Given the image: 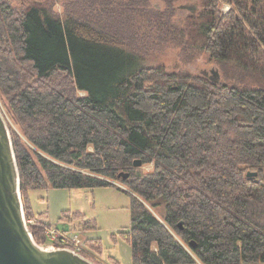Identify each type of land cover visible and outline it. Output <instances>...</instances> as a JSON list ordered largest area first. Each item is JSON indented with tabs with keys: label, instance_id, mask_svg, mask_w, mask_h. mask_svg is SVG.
<instances>
[{
	"label": "trees",
	"instance_id": "trees-1",
	"mask_svg": "<svg viewBox=\"0 0 264 264\" xmlns=\"http://www.w3.org/2000/svg\"><path fill=\"white\" fill-rule=\"evenodd\" d=\"M161 1L63 0L57 12L55 0H0V97L26 224L46 245L31 190L119 181L131 264H264V0H199L182 19L177 2L193 0ZM167 46L185 62L206 53L219 81L149 62ZM59 221L98 228L80 211Z\"/></svg>",
	"mask_w": 264,
	"mask_h": 264
},
{
	"label": "rangeland",
	"instance_id": "rangeland-1",
	"mask_svg": "<svg viewBox=\"0 0 264 264\" xmlns=\"http://www.w3.org/2000/svg\"><path fill=\"white\" fill-rule=\"evenodd\" d=\"M27 1L32 0H10L16 7H21ZM62 2L63 0H55L54 9L57 12H62ZM151 2L159 6L163 5L161 0H151ZM183 3H192V1L177 2L178 11L175 14L177 19H182L185 16V9L180 8V4ZM229 7L228 3H223L221 8L226 11ZM80 12L94 13L95 11L84 8ZM151 56L153 59L149 61L150 63L154 64L157 62L164 65L168 70L182 67L189 72L204 75L203 71L210 72L217 68V65L209 60L206 53H200L194 60L185 62L178 55L177 49L169 46L161 48V50ZM0 110L8 123L16 129L13 121L6 114L1 97ZM144 168L148 169L149 166H144ZM111 182L114 185L95 188L31 190L29 194L33 210L35 212H46L43 213V219L48 225L46 228V245H55L57 241L72 248L76 247L84 255L90 256L92 258L91 261L96 264H131L130 246L118 234L119 231L127 229L131 223V195L128 193L130 190L119 181L112 180ZM63 210L80 211L87 217L95 218L98 228L90 231L72 229L70 225L59 221V216ZM153 211L159 218L161 217L162 211L160 209H153ZM34 220L32 219V222ZM53 231L54 236L51 233ZM87 238L101 239L103 249L101 254H97L87 246Z\"/></svg>",
	"mask_w": 264,
	"mask_h": 264
},
{
	"label": "water",
	"instance_id": "water-1",
	"mask_svg": "<svg viewBox=\"0 0 264 264\" xmlns=\"http://www.w3.org/2000/svg\"><path fill=\"white\" fill-rule=\"evenodd\" d=\"M133 165L140 166L141 160L135 159ZM256 174L247 172L249 178ZM118 176L126 178L128 173ZM19 188L12 140L0 110V264H96L69 248H47L36 243L26 224Z\"/></svg>",
	"mask_w": 264,
	"mask_h": 264
},
{
	"label": "flooded vegetation",
	"instance_id": "flooded-vegetation-1",
	"mask_svg": "<svg viewBox=\"0 0 264 264\" xmlns=\"http://www.w3.org/2000/svg\"><path fill=\"white\" fill-rule=\"evenodd\" d=\"M198 1L199 0H193L192 3H183V4H180V8L182 9H185V10H188V11H195L197 8H198ZM182 6H189L191 7L192 9H188L187 7H182ZM217 71V68H215V70H211L210 72L209 71H203L204 75L209 77L210 79L218 82L219 81V74H215Z\"/></svg>",
	"mask_w": 264,
	"mask_h": 264
},
{
	"label": "built area",
	"instance_id": "built-area-1",
	"mask_svg": "<svg viewBox=\"0 0 264 264\" xmlns=\"http://www.w3.org/2000/svg\"><path fill=\"white\" fill-rule=\"evenodd\" d=\"M51 233H52V235L54 236V231L51 232ZM46 246H47V247H52V248H55V247H56L54 244H47ZM57 247H59V246H57ZM66 248H70V249H72L73 251H75V252L81 254V253H80L81 251H80L79 249H77L76 247L72 248V247H68V246H66ZM81 255H82V254H81Z\"/></svg>",
	"mask_w": 264,
	"mask_h": 264
}]
</instances>
